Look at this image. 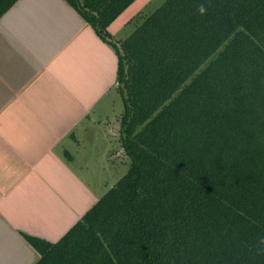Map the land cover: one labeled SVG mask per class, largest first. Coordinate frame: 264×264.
<instances>
[{"label": "trees", "instance_id": "trees-1", "mask_svg": "<svg viewBox=\"0 0 264 264\" xmlns=\"http://www.w3.org/2000/svg\"><path fill=\"white\" fill-rule=\"evenodd\" d=\"M65 1L117 54L131 166L57 243L24 235L37 264H264V0H167L119 42L137 0Z\"/></svg>", "mask_w": 264, "mask_h": 264}, {"label": "crops", "instance_id": "crops-1", "mask_svg": "<svg viewBox=\"0 0 264 264\" xmlns=\"http://www.w3.org/2000/svg\"><path fill=\"white\" fill-rule=\"evenodd\" d=\"M138 3L109 28L114 41ZM117 71L65 0H19L0 18V264H37L24 235L57 243L109 191L93 169L124 152Z\"/></svg>", "mask_w": 264, "mask_h": 264}, {"label": "rangeland", "instance_id": "rangeland-1", "mask_svg": "<svg viewBox=\"0 0 264 264\" xmlns=\"http://www.w3.org/2000/svg\"><path fill=\"white\" fill-rule=\"evenodd\" d=\"M140 1L141 4L138 3L139 6L138 12L141 13L130 24L126 25L124 29L121 30L120 34L117 35L115 42H117L118 40L119 41L126 40L142 23L144 18L148 17L156 10L161 8L167 0H140ZM116 93L117 94L114 95V97L115 100H117V104L112 109L113 110L112 113L113 114L118 113L117 122H119L120 114H122L124 110V105L121 96L119 95L118 92ZM111 156L112 157L114 156V162H115L114 165L111 166L109 165V167L105 170L93 169L94 175L97 173L98 176L100 175V177L102 178L100 184L98 182L95 183H97L98 188H100L102 191L105 192L113 188L120 179L126 176L131 166V161L126 156V154H124V152L123 154H121V151L119 153L116 152L113 153Z\"/></svg>", "mask_w": 264, "mask_h": 264}, {"label": "clouds", "instance_id": "clouds-1", "mask_svg": "<svg viewBox=\"0 0 264 264\" xmlns=\"http://www.w3.org/2000/svg\"><path fill=\"white\" fill-rule=\"evenodd\" d=\"M197 10L201 15H204L207 12V9L204 7L203 4L199 5Z\"/></svg>", "mask_w": 264, "mask_h": 264}]
</instances>
